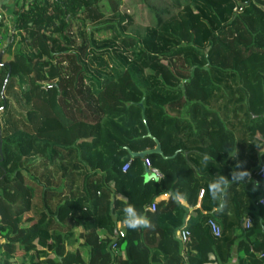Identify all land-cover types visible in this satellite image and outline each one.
<instances>
[{
	"label": "trees",
	"instance_id": "16d2710c",
	"mask_svg": "<svg viewBox=\"0 0 264 264\" xmlns=\"http://www.w3.org/2000/svg\"><path fill=\"white\" fill-rule=\"evenodd\" d=\"M120 4L23 0L0 22V264H227L234 248L264 264L262 189L244 180L264 164V0H169L141 29ZM124 79L135 99L106 110ZM154 139L162 155L131 157ZM234 171L228 210L209 213V184ZM130 205L155 227L128 228Z\"/></svg>",
	"mask_w": 264,
	"mask_h": 264
},
{
	"label": "rangeland",
	"instance_id": "374dc122",
	"mask_svg": "<svg viewBox=\"0 0 264 264\" xmlns=\"http://www.w3.org/2000/svg\"><path fill=\"white\" fill-rule=\"evenodd\" d=\"M120 1L121 4L119 6V9L128 15H132L135 21L134 24L136 26H139L140 29L144 28L145 26L154 24L153 14L150 12L149 6L157 5V7H164L169 5V0H120ZM1 44L3 43L1 42ZM185 56L190 59L192 58L189 53L185 54ZM175 62L176 60L175 61L170 60L168 63L171 64L172 66H176ZM134 97L135 96L131 93L127 80L124 79V81H120L117 82L116 84H112L107 89H105L100 95V101L102 102L103 105H105L106 110L114 111V110H120L124 106L128 105L129 102L127 101L131 99H135ZM39 209L40 208H38L37 211ZM261 252H259V255ZM87 256L88 255L85 252L84 257L87 258Z\"/></svg>",
	"mask_w": 264,
	"mask_h": 264
},
{
	"label": "clouds",
	"instance_id": "9594fccd",
	"mask_svg": "<svg viewBox=\"0 0 264 264\" xmlns=\"http://www.w3.org/2000/svg\"><path fill=\"white\" fill-rule=\"evenodd\" d=\"M210 157L207 155L204 157V164L207 166ZM246 173V172H245ZM248 174L246 173L245 176ZM244 176V177H245ZM241 177V178H244ZM237 172L232 173V179L224 175H218L214 181L209 184V191L211 194V198L215 201L224 202L225 198L228 196V189L230 188L231 184L236 180ZM159 180V178H157ZM174 198L179 202L181 200L186 199V194L176 193ZM221 207H223V203H221ZM125 217L123 223L132 230H139V229H151L155 226L151 222V220L140 213H138L133 206H128L125 208Z\"/></svg>",
	"mask_w": 264,
	"mask_h": 264
},
{
	"label": "crops",
	"instance_id": "0c3cea01",
	"mask_svg": "<svg viewBox=\"0 0 264 264\" xmlns=\"http://www.w3.org/2000/svg\"><path fill=\"white\" fill-rule=\"evenodd\" d=\"M23 0H0V4H1V6H2V8H3V11H4V14H5V17H6V21L4 22L5 23V25L7 26V28H10L11 29V27H12V24H13V20H14V10H15V8L17 7V6H19L20 4H21V2H22ZM12 31H9V33H11ZM0 54H3V51L2 52H0ZM253 174H254V172H253ZM245 181H248L249 183H251L252 182V180L253 181H257V177L255 176V174L254 175H251L250 173H248V175L247 176H245V179H244ZM259 184V183H258ZM257 184V185H258ZM204 187V186H203ZM249 188H252V186L250 185L249 186ZM257 191H258V197L261 195V190H260V188L257 186ZM169 198V196L168 195H164L163 196V200H165V201H167V199ZM243 200L242 201H240V204H247V200H246V197H243L242 198ZM198 200V199H197ZM256 200V199H255ZM183 205H186V202L184 201V200H181L180 201ZM211 202V201H210ZM232 200H229V202L228 203H231L229 206H232ZM205 203V205H207V204H209V201L207 202V201H205L204 202ZM221 203H223V202H221ZM221 203H219V205L218 204H214V206L211 208V207H209L210 208V210H209V213H211V214H213L214 212H218L219 210H222L223 209V212L225 211V209H226V211L228 210V206L227 205H223V207H221ZM200 204V200H198L197 201V203L195 204V206H193V207H190L189 208V210H188V217L187 218H189V215H194L195 214V209H197V207H199L198 205ZM248 205V204H247ZM254 205H256V202H255V204ZM211 206V205H210ZM199 209V208H198ZM250 210L251 211H248V212H246L245 214H244V217H245V215H248L249 213H253V212H255L254 213V215L256 214V209H255V207H252V209L250 208ZM205 213L206 212H208L207 210L206 211H204ZM226 213V212H225ZM250 215V214H249ZM244 219V218H243ZM241 224H243V221L241 222ZM233 256H232V259H231V261L230 262H228L227 264H238V258H239V252H237V249L236 248H234V250H233ZM210 260H211V262H209L208 264H217L215 261L213 262L212 261V258H210Z\"/></svg>",
	"mask_w": 264,
	"mask_h": 264
},
{
	"label": "built area",
	"instance_id": "2783aa9c",
	"mask_svg": "<svg viewBox=\"0 0 264 264\" xmlns=\"http://www.w3.org/2000/svg\"><path fill=\"white\" fill-rule=\"evenodd\" d=\"M1 21H3V22L6 21V17H5L3 8H2V6L0 4V22ZM47 88H50V86H47ZM146 165L148 166V162L147 161H146ZM127 166H128V164H125L122 169L125 170L127 168ZM149 169L154 171L156 173V175L159 177V179L161 178V175L159 174V172L156 169H153V168H149ZM255 176L259 180L260 185H261V189H262L261 196L258 198V204L261 205V206H264V164L259 166V168L255 172ZM201 197L202 196L200 194L198 196L199 200L201 199ZM156 208H157V205L154 202L151 203L147 207V209L149 211H155ZM207 223H208V227H209V230H210L211 234L214 237H219L221 235V227H220V225L213 219H209V221ZM250 225H251V218H250V216L245 215V217L243 219V226H244V228L247 229V228L250 227ZM189 235L190 234H189V232L187 230H182L181 231L180 236H181V239H182L183 243H186L188 241ZM119 236H123V232L121 230L119 231ZM259 258L264 259V251H262L260 253Z\"/></svg>",
	"mask_w": 264,
	"mask_h": 264
},
{
	"label": "water",
	"instance_id": "95a60500",
	"mask_svg": "<svg viewBox=\"0 0 264 264\" xmlns=\"http://www.w3.org/2000/svg\"><path fill=\"white\" fill-rule=\"evenodd\" d=\"M1 55L0 54V59H1ZM8 64V63H6ZM10 75V72L7 74V77L4 81V84L2 86V89H1V95H2V98H4V95H3V92H4V88H5V84L7 82V78L9 77ZM129 104V103H128ZM139 105L141 106L142 108V117L144 119V107H143V103L140 102ZM148 136H150V132L148 131L147 133ZM155 140V147L152 148V149H148V150H144V151H140V152H130V155L131 157H136V156H139L141 158H144L146 155H149V154H160L162 155V150H161V145L160 143L158 142V140L154 139ZM143 177H144V181H148V180H155V181H158L157 178H159L156 173L154 171H152L151 169H149V167L145 164L144 165V174H143Z\"/></svg>",
	"mask_w": 264,
	"mask_h": 264
}]
</instances>
